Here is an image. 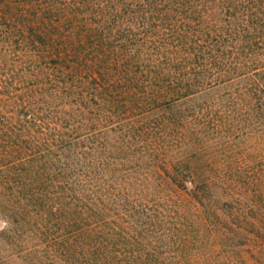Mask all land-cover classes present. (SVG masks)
Instances as JSON below:
<instances>
[{
    "label": "trees",
    "instance_id": "1",
    "mask_svg": "<svg viewBox=\"0 0 264 264\" xmlns=\"http://www.w3.org/2000/svg\"><path fill=\"white\" fill-rule=\"evenodd\" d=\"M0 264H264V0H0Z\"/></svg>",
    "mask_w": 264,
    "mask_h": 264
}]
</instances>
